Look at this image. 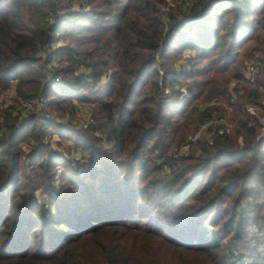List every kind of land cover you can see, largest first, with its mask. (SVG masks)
Instances as JSON below:
<instances>
[{
    "label": "trees",
    "instance_id": "1",
    "mask_svg": "<svg viewBox=\"0 0 264 264\" xmlns=\"http://www.w3.org/2000/svg\"><path fill=\"white\" fill-rule=\"evenodd\" d=\"M168 7L0 0V94L17 96L0 108V264H264V126L247 111L264 118V0H196L166 25ZM255 59L253 90L243 69ZM41 96L62 116L90 107L95 124L13 116ZM220 118L230 135L211 127L212 144L170 156Z\"/></svg>",
    "mask_w": 264,
    "mask_h": 264
},
{
    "label": "rangeland",
    "instance_id": "2",
    "mask_svg": "<svg viewBox=\"0 0 264 264\" xmlns=\"http://www.w3.org/2000/svg\"><path fill=\"white\" fill-rule=\"evenodd\" d=\"M169 1L174 5L173 8H178L179 7V8L182 9V11H186L187 9L191 8L195 4L194 3L193 5H190L189 7H185L187 5L180 4L181 3L180 0H168V4H169ZM66 43L67 42L65 40L58 41V42H56V43H54L52 45V49H57L59 47L65 46ZM188 55H190V59H192L195 54H193L190 51H186L181 56V58H179L178 61L176 62V64H175L176 71L180 72L181 69L184 66L187 67L189 65L190 59L187 58ZM44 57H46V56H44ZM255 60H253V61H255ZM248 62H251V61H247L246 63H248ZM57 65H58V63L56 61L52 62L51 64L48 65L46 71H51L53 73L54 70L58 67ZM161 75L164 76V72L163 71H161ZM106 79H107V83H108L109 79L108 78H106ZM233 82H237V81L236 80L231 81L229 83V86H228L229 89H230L231 83H233ZM161 86L163 87V83H161ZM176 86H178L180 89L184 88V89L187 90V86L186 85L177 84ZM12 87H13L12 89H10V90H8L6 92H2L0 94V108L2 110H4L5 108H8V107L15 106L16 103H17V96H16V92H15V89H14V85ZM175 91H177V90H175ZM177 92H179V90ZM35 103H37V102H35ZM30 106L31 105L28 104V103H20L18 105V107L13 111V116L14 117H18L19 115H22V117L25 116L24 118H27L28 116H30L32 114H34V115L36 114L37 115V108L35 107V104H34V106L32 105V108H30ZM75 107H76V109L74 110V112L66 113L64 116L60 115V113H58L57 111H53L51 109H48L49 116H50L51 120H53L54 122H56L58 124H61V125L73 124L74 126H77V127H88L92 123L95 124V120H94V117H93V110L90 107L82 106V105H80L78 103L75 104ZM256 113L258 115H260L259 108L257 106H256ZM215 116L218 117V113L214 114V117ZM0 124H1V120H0ZM214 124H216L215 127H223V128H225V130L227 128H229V126L231 125L229 133H227V131H226L225 134L221 135V136L230 135L234 131L235 127H236L235 125L230 124L227 121V119L224 122H221V123L216 122ZM0 134H1V130H0ZM194 137H190L185 144H183L182 146H180L178 148H175L172 152H170V156L182 157V156L191 155L192 152H193V150H192L193 146L190 145L188 147V144L191 142L192 139H194ZM240 137L243 138V142H244L243 135H240L238 137V143L240 142L239 141ZM204 138L209 140V141H211V143H212V139H213L212 135H209V134L205 135ZM51 141H52V145L54 147H56V143L58 141V138L56 136H54ZM239 145H240V143H239ZM25 149H26V151L29 150V148H27V147ZM59 151L61 153H63L64 150L61 148Z\"/></svg>",
    "mask_w": 264,
    "mask_h": 264
},
{
    "label": "built area",
    "instance_id": "3",
    "mask_svg": "<svg viewBox=\"0 0 264 264\" xmlns=\"http://www.w3.org/2000/svg\"><path fill=\"white\" fill-rule=\"evenodd\" d=\"M180 2H181L180 4L187 5L185 7H189L190 5H193L196 2V0H180ZM173 7H174V5L169 1V7H168L167 12L165 13V15L163 17V21L166 25L170 21L169 12L171 11V9ZM187 58L190 59V55H188ZM188 68H189V66H188ZM48 72L51 74V80H54L57 83L60 82V80L58 78L54 79V75L51 71H48ZM243 74H244L246 81L251 86V88L253 90H256L259 87V77L261 74L260 63L257 60L246 63L245 67L243 69ZM106 84H107V79H103V82L98 86V88H102ZM174 88L177 91L179 90V92L182 94L183 97H191V95H189V93L186 89H184V88L180 89L178 86H175ZM163 91H164V93H165L164 95L166 97L170 96L172 94V89H170V88H163ZM229 91L232 95L231 102L233 104L237 102L239 96L244 94V89L241 86H239L237 82L231 83ZM35 102H37V103H35ZM48 103H49V99H47L45 96H41L37 100H34L32 102H28V104L31 105L30 108H32V105L34 106V104H35V107L37 108V115L42 117L45 121L51 120V118L49 116L48 108H47ZM247 111L252 116L258 117L259 121L264 126V119L256 113V105L249 104L247 106ZM24 117L25 116H23V118ZM214 120L215 119L211 120L208 123L201 125L200 130L195 135L194 139H192L191 142L188 144V147L193 143L196 144L198 140L202 139L211 127H214L213 128L214 134H215V132H217L219 135H224L226 131H227V133H229L231 125L229 126V128H227L225 130V128H223V127H215L216 124H214L216 122H218V123L224 122L226 120L225 118H220V119L215 120V121ZM263 139H264V128H263L262 134L258 137L257 142H259ZM239 141H240L239 142L240 145L243 146L244 142H243L242 137H240ZM254 232L256 233L257 231L255 230ZM240 264H249V260L245 259Z\"/></svg>",
    "mask_w": 264,
    "mask_h": 264
}]
</instances>
